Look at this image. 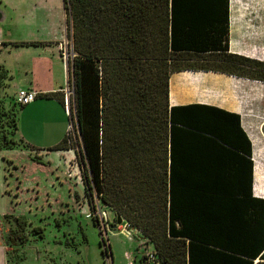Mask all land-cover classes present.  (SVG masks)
<instances>
[{
  "label": "trees",
  "instance_id": "obj_1",
  "mask_svg": "<svg viewBox=\"0 0 264 264\" xmlns=\"http://www.w3.org/2000/svg\"><path fill=\"white\" fill-rule=\"evenodd\" d=\"M227 6L228 0H62L79 130L74 151L88 205L94 207L95 195L160 264H264V198L251 195L250 175L248 186L230 188L235 184L215 167L201 172L191 165L200 161L190 156L200 154L201 140L219 144L222 137H206L200 120L178 112L202 106L167 102L170 73L219 70L205 53L227 50ZM7 78L0 66V148H11L5 133L9 125L15 130V111L5 109L1 94ZM67 148L63 137L52 150ZM1 218L5 245L15 252L26 240V221ZM31 231L41 237L39 228ZM137 248L133 264H143ZM10 250L5 264H20L22 255Z\"/></svg>",
  "mask_w": 264,
  "mask_h": 264
},
{
  "label": "crops",
  "instance_id": "obj_2",
  "mask_svg": "<svg viewBox=\"0 0 264 264\" xmlns=\"http://www.w3.org/2000/svg\"><path fill=\"white\" fill-rule=\"evenodd\" d=\"M44 2L45 0L28 1L32 7L39 4L42 7ZM247 2L249 4L241 5L228 0L227 50L221 54L205 53V58L213 61L219 70H180L170 73L167 102L168 107L192 104L202 106L178 112L200 120L204 125L202 133L206 137L213 132L222 137L219 144L201 140L200 154L190 156L191 159L199 158L200 161L193 160L191 165L202 168L201 172H208V168L215 167L225 179L235 184L230 188L248 186L250 175L251 195L264 198V0ZM6 3L11 4V0H5ZM5 4L0 8V23L5 20ZM36 12L38 11L34 12V18L21 12L17 19L18 24H23L24 29L21 30L24 34L30 28L35 29L38 33L36 36H23L16 41L0 40V49L3 51L17 46L2 43L38 42L35 46H18L22 49H36L37 53L31 61L24 56L18 57L19 68L13 74L3 66L8 78L1 94L4 97L5 87H11V100L14 103L13 96L18 89H30L37 93L32 102L21 106L18 117L15 112L14 135L17 134L28 149L47 154L50 151H62L52 150L54 145L62 141L67 121L56 96L69 83V72L59 55L57 40L60 33L56 31L50 37L53 38L51 42L46 39V30L55 23H48L47 19L38 16L40 13ZM1 31L0 29V34ZM45 48L52 58L49 63L43 54ZM5 186V182H2L1 191L7 199L3 214L23 215L24 210L20 209L29 204L11 201L13 197L6 192ZM257 186L261 190L259 196L253 194V189ZM4 229L0 220V230ZM7 249L0 236V264H5Z\"/></svg>",
  "mask_w": 264,
  "mask_h": 264
},
{
  "label": "rangeland",
  "instance_id": "obj_3",
  "mask_svg": "<svg viewBox=\"0 0 264 264\" xmlns=\"http://www.w3.org/2000/svg\"><path fill=\"white\" fill-rule=\"evenodd\" d=\"M28 1L11 0V4L6 3V6L5 0H0V8L5 4V20L0 23V40L16 41L23 36H36L38 33L30 28L24 34L21 30L24 29L23 24H18L17 19L21 12L34 18V12L38 11V16L44 17L50 24L55 23L46 30V39L48 42L53 41L50 37L58 31V50L63 52L64 46L67 48V40L61 0H45L42 7L41 4L29 6ZM233 2L249 4L247 0ZM35 50L18 46L10 48L9 52L0 49V66H5L13 74L19 68L17 58L24 56L31 61L37 53ZM43 54L49 63L52 59L49 50L45 48ZM4 91L5 109L14 110L18 117L21 107L14 105L11 100L12 88L7 86ZM7 131L5 136L11 142V148H0V220L7 205V199L1 191L2 182H5L6 192L13 197L11 201L29 204L20 209L24 210L26 226L23 231L26 233V240L16 247L15 252L7 246L10 255H22L20 264H125L127 260L122 252H131L134 256V249L140 239L135 236L128 239L123 232H119V224L116 223L113 212H109L95 195L91 196V201H98L104 217H85L92 208L88 205L89 196L84 190L75 151L37 153L28 149L17 134L14 135L12 125H9ZM37 159L39 163L36 162ZM122 222L124 221L120 219V223ZM32 227L40 229L41 237L31 231ZM0 232L4 242L5 229ZM82 234L85 236V243L82 242ZM107 246L111 252V261Z\"/></svg>",
  "mask_w": 264,
  "mask_h": 264
},
{
  "label": "built area",
  "instance_id": "obj_4",
  "mask_svg": "<svg viewBox=\"0 0 264 264\" xmlns=\"http://www.w3.org/2000/svg\"><path fill=\"white\" fill-rule=\"evenodd\" d=\"M58 48L60 49V44H58ZM67 48L64 46L63 52L59 51V55L61 56V58L64 60H66V56H67ZM61 93V106L63 108V111L67 117V121H66V125H65V134H64V138L65 141L67 143V150L69 151H74L77 148V134H76V124H75V117L74 114L72 112V104H71V95H72V88H71V84L70 83H66L62 89L60 90ZM37 96V93L33 90L30 89H18L16 90V92L14 93L13 96V101L14 104L18 105V106H23L26 105L30 102H32ZM253 194H255L256 196H259L261 194V190L259 189V187H255L253 189ZM94 204V207L92 208L91 212L88 214H85V217L87 218H94L96 217V215H98V217L103 218L104 217V213L100 211L99 209V203L98 201H96ZM118 231L119 232H123L124 235L128 238V239H132L133 237V230L128 226L127 223L122 222L119 223L118 225ZM137 250H136V255L138 257L142 256L143 257V264H160L158 262V260L156 259L152 248L150 247V245L146 246L144 244H142V241L138 242V246H137ZM132 253H126L124 252L123 257L127 260V262L125 264H132L133 263V255H131Z\"/></svg>",
  "mask_w": 264,
  "mask_h": 264
},
{
  "label": "water",
  "instance_id": "obj_5",
  "mask_svg": "<svg viewBox=\"0 0 264 264\" xmlns=\"http://www.w3.org/2000/svg\"><path fill=\"white\" fill-rule=\"evenodd\" d=\"M61 3H62V0H61ZM62 7V6H61ZM62 10H63V7H62ZM2 19V13L0 11V20ZM69 46H70V43H69ZM64 63L66 65V60H64ZM75 124H76V134L77 136L79 135V130H78V125L76 123V120H75ZM116 223L119 224L120 223V218H116ZM107 251H108V256H109V260L111 261V252H110V249L109 247L107 246Z\"/></svg>",
  "mask_w": 264,
  "mask_h": 264
}]
</instances>
